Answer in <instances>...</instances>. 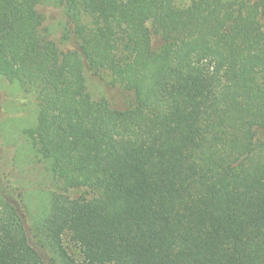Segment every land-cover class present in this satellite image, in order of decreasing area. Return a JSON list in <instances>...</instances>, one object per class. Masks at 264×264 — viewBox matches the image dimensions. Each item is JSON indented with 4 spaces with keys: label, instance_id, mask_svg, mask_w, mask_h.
I'll use <instances>...</instances> for the list:
<instances>
[{
    "label": "trees",
    "instance_id": "obj_1",
    "mask_svg": "<svg viewBox=\"0 0 264 264\" xmlns=\"http://www.w3.org/2000/svg\"><path fill=\"white\" fill-rule=\"evenodd\" d=\"M0 75L38 93L25 133L63 182L31 227L0 188V264H264V0H0Z\"/></svg>",
    "mask_w": 264,
    "mask_h": 264
},
{
    "label": "rangeland",
    "instance_id": "obj_2",
    "mask_svg": "<svg viewBox=\"0 0 264 264\" xmlns=\"http://www.w3.org/2000/svg\"><path fill=\"white\" fill-rule=\"evenodd\" d=\"M191 0H176L187 6ZM44 14L43 27L47 37L61 48L74 42H62L64 15L51 2L40 6ZM125 55V53H124ZM89 90L94 99H106L112 107L124 109L130 105L131 96L113 83L109 71L98 75L89 73ZM39 111V95L35 89L23 87L0 75V188L21 207L31 227L50 205L54 192H61L63 182L55 178L49 162L36 155L25 130L36 126ZM78 196V191L72 192ZM64 243L71 254L79 257L80 250L67 235Z\"/></svg>",
    "mask_w": 264,
    "mask_h": 264
}]
</instances>
